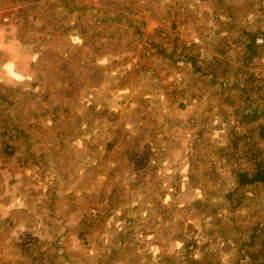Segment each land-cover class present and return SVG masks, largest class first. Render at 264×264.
Masks as SVG:
<instances>
[{
	"label": "rangeland",
	"instance_id": "rangeland-1",
	"mask_svg": "<svg viewBox=\"0 0 264 264\" xmlns=\"http://www.w3.org/2000/svg\"><path fill=\"white\" fill-rule=\"evenodd\" d=\"M263 131L264 0H0V264H264Z\"/></svg>",
	"mask_w": 264,
	"mask_h": 264
},
{
	"label": "trees",
	"instance_id": "trees-1",
	"mask_svg": "<svg viewBox=\"0 0 264 264\" xmlns=\"http://www.w3.org/2000/svg\"><path fill=\"white\" fill-rule=\"evenodd\" d=\"M255 110L257 109H253L251 111V115L253 116V118H255V115L257 116V111L255 112ZM263 137H261V139H264V131L262 132ZM237 176H238V186L242 187V186H246V185H254V184H258V183H262L264 184V164L263 163H257L256 167L251 170V173H249L248 171H242V170H237ZM227 196L230 198L231 202H234V196L235 193L234 192H230L227 194ZM240 200L236 201L235 204L233 205V207H237L239 206ZM89 219H93V218H89Z\"/></svg>",
	"mask_w": 264,
	"mask_h": 264
}]
</instances>
